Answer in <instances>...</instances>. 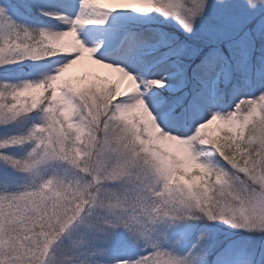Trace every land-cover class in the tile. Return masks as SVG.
Instances as JSON below:
<instances>
[{
  "label": "snow or ice",
  "instance_id": "6c2138e0",
  "mask_svg": "<svg viewBox=\"0 0 264 264\" xmlns=\"http://www.w3.org/2000/svg\"><path fill=\"white\" fill-rule=\"evenodd\" d=\"M0 264H264V0H0Z\"/></svg>",
  "mask_w": 264,
  "mask_h": 264
}]
</instances>
